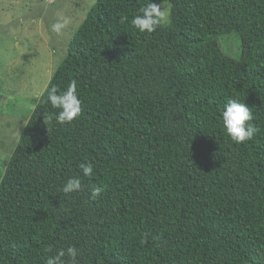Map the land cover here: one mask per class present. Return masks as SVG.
<instances>
[{"label": "trees", "instance_id": "trees-1", "mask_svg": "<svg viewBox=\"0 0 264 264\" xmlns=\"http://www.w3.org/2000/svg\"><path fill=\"white\" fill-rule=\"evenodd\" d=\"M149 2L95 0L33 97L0 172V264H46V246L77 247L78 264H264V0H153L168 20L140 33ZM72 80L81 113L44 120L47 90ZM232 99L258 129L240 145L222 126Z\"/></svg>", "mask_w": 264, "mask_h": 264}, {"label": "rangeland", "instance_id": "rangeland-1", "mask_svg": "<svg viewBox=\"0 0 264 264\" xmlns=\"http://www.w3.org/2000/svg\"><path fill=\"white\" fill-rule=\"evenodd\" d=\"M94 1L0 0V172L30 116L33 97L44 90ZM161 6L168 15L169 6ZM57 21L65 24L60 33L50 27ZM238 40L222 36L219 44L227 60L241 63L247 43L245 36Z\"/></svg>", "mask_w": 264, "mask_h": 264}, {"label": "clouds", "instance_id": "clouds-1", "mask_svg": "<svg viewBox=\"0 0 264 264\" xmlns=\"http://www.w3.org/2000/svg\"><path fill=\"white\" fill-rule=\"evenodd\" d=\"M168 15L162 10L161 3H155L153 0L140 9L139 14L131 20L132 26L140 33H152L162 23L167 22ZM65 26L63 22L57 21L51 24V30L54 33H60ZM47 103H50L53 109L58 111L52 115L44 116V120L55 121L58 124H70L81 113V100L77 95V82L72 80L63 91H59L56 86L47 90ZM36 105H33L35 108ZM253 114L245 103L238 100H229L221 112L222 126L227 136L236 145L245 141H250L256 135L258 129L251 123ZM83 177L91 178L94 175V165L91 162L81 163L79 165ZM105 185H93L91 187V197L95 199L104 190ZM61 191L68 195L82 191L81 177L69 178L62 186ZM46 255V264H78L79 250L75 246H68L53 250L51 246L44 248Z\"/></svg>", "mask_w": 264, "mask_h": 264}]
</instances>
